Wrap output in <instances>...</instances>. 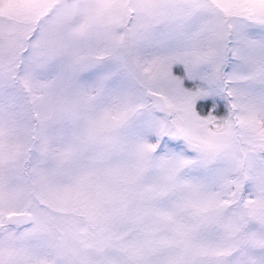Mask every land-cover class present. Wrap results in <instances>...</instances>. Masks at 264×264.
<instances>
[{
	"label": "snow or ice",
	"instance_id": "1",
	"mask_svg": "<svg viewBox=\"0 0 264 264\" xmlns=\"http://www.w3.org/2000/svg\"><path fill=\"white\" fill-rule=\"evenodd\" d=\"M0 264H264V0H0Z\"/></svg>",
	"mask_w": 264,
	"mask_h": 264
}]
</instances>
